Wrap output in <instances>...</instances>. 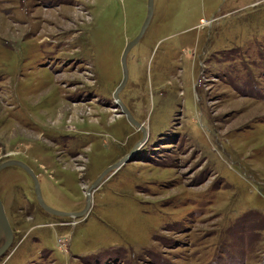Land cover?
I'll use <instances>...</instances> for the list:
<instances>
[{
	"label": "rangeland",
	"instance_id": "374dc122",
	"mask_svg": "<svg viewBox=\"0 0 264 264\" xmlns=\"http://www.w3.org/2000/svg\"><path fill=\"white\" fill-rule=\"evenodd\" d=\"M0 0V264H264V0ZM5 235L0 234V246Z\"/></svg>",
	"mask_w": 264,
	"mask_h": 264
},
{
	"label": "water",
	"instance_id": "95a60500",
	"mask_svg": "<svg viewBox=\"0 0 264 264\" xmlns=\"http://www.w3.org/2000/svg\"><path fill=\"white\" fill-rule=\"evenodd\" d=\"M148 6H149V13L148 17L143 25V28L141 32L138 34V36L133 39L125 48V51L122 56V63H123V68H124V79L122 83L119 85V87L116 89L114 93V97L116 100V103L121 107L122 114H125L127 118L134 124L136 125L139 129L143 131L144 137L146 136V128L145 126L140 123L131 113V111L128 109V107L124 104L122 99L120 98V91L125 87L128 81V65H127V55L129 51L143 38L151 20L154 14V0H148ZM129 160V154L118 160L117 162L111 164L108 166L101 175L97 177L95 182L91 185V187L87 191L86 195V204L83 209L80 211H61L58 209H55L51 207L44 199L42 188L38 179L37 174L35 173L34 169L27 164L26 162L19 160V159H8L2 163H0V171L5 169L6 167L9 166H19L22 169H24L32 178L33 183H34V190L35 194L37 197V200L41 207L45 209L47 212L56 215V216H63V217H80L83 216L87 213V211L90 208L91 201H92V191L95 189L100 182L103 180V178L111 171L119 169L122 165H124L127 161ZM5 235V240L0 246V256H2L8 248L12 245L13 243V238H14V232L11 227L10 221L7 217L6 211L4 204L0 198V234Z\"/></svg>",
	"mask_w": 264,
	"mask_h": 264
},
{
	"label": "bare ground",
	"instance_id": "6f19581e",
	"mask_svg": "<svg viewBox=\"0 0 264 264\" xmlns=\"http://www.w3.org/2000/svg\"><path fill=\"white\" fill-rule=\"evenodd\" d=\"M24 170V169H23ZM31 178V177H30ZM33 181V180H32Z\"/></svg>",
	"mask_w": 264,
	"mask_h": 264
}]
</instances>
